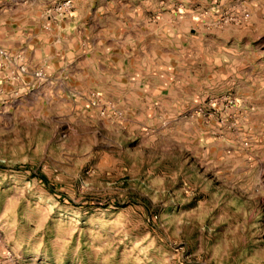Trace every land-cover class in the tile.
Masks as SVG:
<instances>
[{"label":"clouds","instance_id":"obj_1","mask_svg":"<svg viewBox=\"0 0 264 264\" xmlns=\"http://www.w3.org/2000/svg\"><path fill=\"white\" fill-rule=\"evenodd\" d=\"M0 264H264V0H0Z\"/></svg>","mask_w":264,"mask_h":264}]
</instances>
